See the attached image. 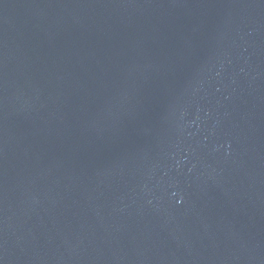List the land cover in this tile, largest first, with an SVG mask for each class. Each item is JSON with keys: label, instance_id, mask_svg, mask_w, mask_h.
Listing matches in <instances>:
<instances>
[{"label": "water", "instance_id": "water-1", "mask_svg": "<svg viewBox=\"0 0 264 264\" xmlns=\"http://www.w3.org/2000/svg\"><path fill=\"white\" fill-rule=\"evenodd\" d=\"M0 264H264V0H0Z\"/></svg>", "mask_w": 264, "mask_h": 264}]
</instances>
